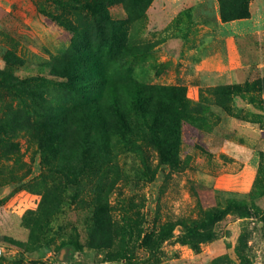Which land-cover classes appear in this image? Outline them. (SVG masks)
Instances as JSON below:
<instances>
[{
  "label": "rangeland",
  "instance_id": "374dc122",
  "mask_svg": "<svg viewBox=\"0 0 264 264\" xmlns=\"http://www.w3.org/2000/svg\"><path fill=\"white\" fill-rule=\"evenodd\" d=\"M90 2L107 17L0 0V75L22 81L0 87V264H128L120 253L130 264H264V0L226 22L217 0ZM65 60L115 81L182 87L194 112L180 163H158L151 147L145 163L126 152L115 163H62L45 150L31 127L80 102L51 74ZM212 210L222 213L209 239L184 236L178 222ZM99 214L108 239L94 246ZM169 223L174 237L151 253L144 239Z\"/></svg>",
  "mask_w": 264,
  "mask_h": 264
},
{
  "label": "trees",
  "instance_id": "16d2710c",
  "mask_svg": "<svg viewBox=\"0 0 264 264\" xmlns=\"http://www.w3.org/2000/svg\"><path fill=\"white\" fill-rule=\"evenodd\" d=\"M53 2L58 8H87L107 17L100 3L92 4L90 0ZM217 2L220 19L224 22L249 16L248 0ZM51 74L62 78L65 87L72 90L80 102L72 104L67 100L52 121L33 126L30 132L41 135L45 150L57 149L62 154V163H115L116 156L125 152L145 163L143 147H151L157 153L158 163H180L182 126L194 112L182 87L149 86L135 79L115 81L99 71L96 64L88 66L67 60L56 63ZM21 82L10 70L1 72V89L20 90ZM214 91L220 93L226 89L218 87ZM221 213L222 210H212L200 219L177 224H183L187 238L207 240L211 236L210 227L220 219ZM99 217L95 221L99 227L90 237L94 246L108 239L97 230L102 229L104 221L102 214ZM173 225H164L154 238L146 236L144 242L151 253L174 237ZM61 246L80 249L75 241L62 242ZM120 258L130 264L124 253H120Z\"/></svg>",
  "mask_w": 264,
  "mask_h": 264
}]
</instances>
